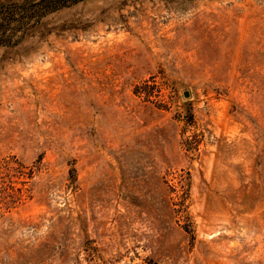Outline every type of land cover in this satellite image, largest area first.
Instances as JSON below:
<instances>
[{"label":"rangeland","instance_id":"1","mask_svg":"<svg viewBox=\"0 0 264 264\" xmlns=\"http://www.w3.org/2000/svg\"><path fill=\"white\" fill-rule=\"evenodd\" d=\"M37 1L0 0V264H264V0Z\"/></svg>","mask_w":264,"mask_h":264},{"label":"trees","instance_id":"2","mask_svg":"<svg viewBox=\"0 0 264 264\" xmlns=\"http://www.w3.org/2000/svg\"><path fill=\"white\" fill-rule=\"evenodd\" d=\"M79 1L82 0H38L32 7L36 9L37 13L49 14Z\"/></svg>","mask_w":264,"mask_h":264}]
</instances>
